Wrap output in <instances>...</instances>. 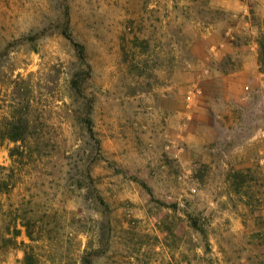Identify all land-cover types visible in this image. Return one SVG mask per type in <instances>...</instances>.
<instances>
[{
  "label": "rangeland",
  "instance_id": "1",
  "mask_svg": "<svg viewBox=\"0 0 264 264\" xmlns=\"http://www.w3.org/2000/svg\"><path fill=\"white\" fill-rule=\"evenodd\" d=\"M87 261L264 264V0H0V264Z\"/></svg>",
  "mask_w": 264,
  "mask_h": 264
},
{
  "label": "trees",
  "instance_id": "2",
  "mask_svg": "<svg viewBox=\"0 0 264 264\" xmlns=\"http://www.w3.org/2000/svg\"><path fill=\"white\" fill-rule=\"evenodd\" d=\"M62 35L65 36L69 40L71 39V37L67 34V32L65 30L62 32ZM74 47H75V50L77 52L78 60L81 62V65L84 67L86 75L89 76V74H90L89 66L85 63V56H84L83 47L77 43H74ZM71 87L74 89V91L80 92L81 84L79 83V80H77V78H73V80L71 81ZM90 123H91V121L87 117L86 118V124L88 125L87 127H88L90 133H92ZM28 130H29V126L27 124H26V126H23V127H21L20 125H13L11 130L6 132L4 134V136L7 139H9L10 141L23 142L26 139V137L28 136ZM16 153L17 152L15 150H11L9 152V156L12 158ZM85 264H89V262L87 261V262H85Z\"/></svg>",
  "mask_w": 264,
  "mask_h": 264
}]
</instances>
